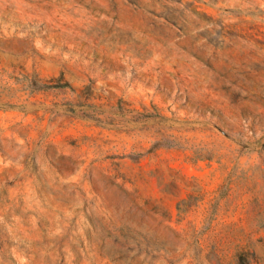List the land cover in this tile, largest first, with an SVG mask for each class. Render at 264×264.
Instances as JSON below:
<instances>
[{
  "label": "rangeland",
  "instance_id": "obj_1",
  "mask_svg": "<svg viewBox=\"0 0 264 264\" xmlns=\"http://www.w3.org/2000/svg\"><path fill=\"white\" fill-rule=\"evenodd\" d=\"M0 264H264V0H0Z\"/></svg>",
  "mask_w": 264,
  "mask_h": 264
}]
</instances>
